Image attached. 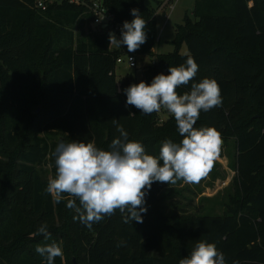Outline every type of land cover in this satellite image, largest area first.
Instances as JSON below:
<instances>
[{"label":"trees","instance_id":"trees-1","mask_svg":"<svg viewBox=\"0 0 264 264\" xmlns=\"http://www.w3.org/2000/svg\"><path fill=\"white\" fill-rule=\"evenodd\" d=\"M35 1L0 0V264H46L35 248L53 241L64 253L54 264H179L199 240L214 243L226 264H264V0H194L175 28L174 50L163 54L154 52L156 10L171 0H151L154 7L103 0L113 20L97 31L90 1H54L44 10ZM133 8L147 22L137 53L150 61L138 81L126 77L117 85L116 58L130 52L110 45L109 34L134 18ZM188 56L199 66L193 82L213 78L221 89L222 106L202 111L195 127H215L232 143V204L221 215L164 216L160 195L167 184L154 182L142 223H125L117 211L89 229L66 199L56 203L46 192L56 144L91 141L108 150L120 135L113 119L148 154L158 155L166 139L178 143L171 114L161 120L163 110L126 107L123 90L167 75ZM190 90L191 84L178 92ZM42 224L48 240L38 234Z\"/></svg>","mask_w":264,"mask_h":264},{"label":"clouds","instance_id":"clouds-1","mask_svg":"<svg viewBox=\"0 0 264 264\" xmlns=\"http://www.w3.org/2000/svg\"><path fill=\"white\" fill-rule=\"evenodd\" d=\"M131 15L134 18L130 22H123L121 38L109 34L110 45L126 46L130 53L147 40V22L136 8L131 9ZM198 70L194 58L188 56L184 64L169 66L167 75L157 74L151 83L141 80L123 90L126 107L132 106L144 114L159 113L162 109L171 114L182 140L177 143L166 139L158 155H151L141 142L129 139L128 132L113 119L120 135L111 141L108 150L91 141H61L56 145L52 153L56 172L49 177L46 192L56 203L66 199V207L76 213L74 219L91 229L117 211L125 223H142L141 213L147 212L145 197L154 182L200 183L220 157L223 140L215 127L195 125L202 111L222 106L223 98L215 79L205 77L193 82ZM189 84V92H178ZM38 234L50 239L47 224L39 227ZM35 251L46 264H54L57 257L64 255L62 246L55 241L37 245ZM179 264H226V260L214 243L199 240Z\"/></svg>","mask_w":264,"mask_h":264},{"label":"rangeland","instance_id":"rangeland-1","mask_svg":"<svg viewBox=\"0 0 264 264\" xmlns=\"http://www.w3.org/2000/svg\"><path fill=\"white\" fill-rule=\"evenodd\" d=\"M54 1L60 0H48L45 9L49 3ZM170 3L169 5L164 1L156 10L157 41L155 52L158 54L169 53L174 50L171 41L174 38L175 28L182 24L185 13L191 14L194 0H171ZM146 4L151 7L156 6L151 0H146ZM163 11L167 13V17L164 16ZM101 26L99 21L93 20L91 23V27L95 31L99 30ZM137 51L133 52L137 60L135 68L131 69L125 63L116 65L117 85H120L126 77H130L131 83L140 79L141 69L149 63L150 57L139 54ZM180 52L186 53V47L183 46ZM168 114L163 110L160 117L165 120ZM232 160V143L223 141L220 157L215 161L212 171L200 183L185 184L180 181L176 184H167L160 195L163 215L176 212L188 217L197 212L204 215H221L226 212L232 204L235 189L234 171L230 166ZM48 166L47 164L45 167L48 168Z\"/></svg>","mask_w":264,"mask_h":264},{"label":"built area","instance_id":"built-area-1","mask_svg":"<svg viewBox=\"0 0 264 264\" xmlns=\"http://www.w3.org/2000/svg\"><path fill=\"white\" fill-rule=\"evenodd\" d=\"M48 0H36L35 1V7L37 9H45L46 3ZM70 2H89V8L94 16V21H99L101 25H107L110 24L113 20V16L110 12H108L103 5V0H69ZM171 4V3H170ZM169 4V5H170ZM164 16L167 17V13L163 12ZM121 30L122 25L115 24V30L117 38H121ZM131 58V59H130ZM136 57L134 53H125L119 57L116 58L115 64H121L125 63L129 68L133 69L136 67ZM162 120V118H161Z\"/></svg>","mask_w":264,"mask_h":264},{"label":"crops","instance_id":"crops-1","mask_svg":"<svg viewBox=\"0 0 264 264\" xmlns=\"http://www.w3.org/2000/svg\"><path fill=\"white\" fill-rule=\"evenodd\" d=\"M154 52H155V48H154Z\"/></svg>","mask_w":264,"mask_h":264}]
</instances>
